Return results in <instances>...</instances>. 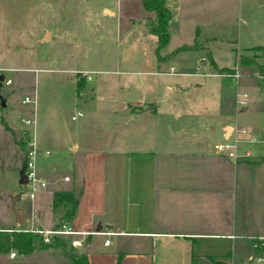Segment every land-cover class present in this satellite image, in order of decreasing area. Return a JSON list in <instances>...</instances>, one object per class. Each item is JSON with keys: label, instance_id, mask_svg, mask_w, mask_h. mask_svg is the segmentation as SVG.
<instances>
[{"label": "crops", "instance_id": "1", "mask_svg": "<svg viewBox=\"0 0 264 264\" xmlns=\"http://www.w3.org/2000/svg\"><path fill=\"white\" fill-rule=\"evenodd\" d=\"M3 3L5 0H0V67L25 72L31 69V60H55L52 47L65 43L71 34L70 12L62 22H54L53 13L52 24L44 21L35 30L17 32L9 26L14 13ZM165 4L172 11L171 34L165 46L175 42L174 53H192V58L184 57L181 65L194 64L202 69V75L198 74L203 78L200 91L176 84L158 92L142 84L143 79L110 75L96 79L90 89L93 95L87 100L81 89L90 76L83 72L80 82L75 77L81 97L75 100L71 114V119H81L70 125H55L62 109L53 113L55 117L49 113L46 146L36 112L33 127L3 119L12 130L30 129L41 150H48L50 144L56 146L54 160L37 163L46 185L35 192L31 210L47 213L44 226L39 228L68 222L79 230L97 231L87 235L79 248L86 252L90 264H192L194 255L227 261V253H251L253 249L264 253V129L258 123L256 104L264 89L257 84L259 77L264 79V64L259 60L264 53L252 50L264 44H252L257 34L250 19L256 7L247 0H165ZM235 13L246 26L243 36L240 29L233 34ZM114 14L102 6L100 11L85 12L84 17H94L92 28L96 35L101 30L102 36V26ZM149 15L154 12L144 9L142 22L148 31L145 19ZM24 34H29L27 45L19 42ZM210 41L235 42L255 55L240 54L235 60L241 85L245 86V79L251 81L245 86L252 93L245 105H239L237 98L234 102L232 95L216 85L219 77L235 78L230 73L236 66H220L212 56ZM200 48L206 50L208 60H202L199 66ZM241 56L245 58L241 60ZM165 57L160 55L158 60ZM242 65H256L257 69L241 71ZM175 70L172 66L169 73L186 77L195 74L185 68ZM7 78L13 82L10 76ZM174 92L177 96L171 97ZM23 99V103L28 102ZM31 99L35 104L36 97ZM3 101L0 106L7 105V99ZM235 138H241V156L233 158L215 148L216 143L233 142ZM62 162L73 171L58 173ZM61 190H73L77 205L69 221L62 219L54 225L51 210L70 203L53 204ZM27 219L26 223L36 228ZM9 230L0 225V234ZM99 236H103L102 242ZM106 238L109 244H104ZM33 252L19 254L16 261L31 263ZM15 257L0 251V264H8V258Z\"/></svg>", "mask_w": 264, "mask_h": 264}, {"label": "rangeland", "instance_id": "2", "mask_svg": "<svg viewBox=\"0 0 264 264\" xmlns=\"http://www.w3.org/2000/svg\"><path fill=\"white\" fill-rule=\"evenodd\" d=\"M141 1L5 0V3H3L10 12L14 13L13 15L11 13L13 21L9 23V26L12 25L10 28L14 31L27 33L28 31L35 30L44 21L52 24L53 13L55 16L54 22H62L64 16L70 12L69 27L71 28V34L65 43L59 46H51L57 55L55 60L49 58L37 61L31 60V62L33 61L29 65L31 69L25 72L15 71L9 67H0V73L4 75V80L0 84V103L2 104L4 98L7 99V105L0 106V225L5 228H19V224L16 222L15 214L11 208V197L17 194L20 195V198L16 201V206L24 209V213L28 218L27 220L32 223V227L36 225L35 227L38 229L44 226L43 223L45 218H47L46 212L31 210L32 199L26 192L27 187L18 183V171L22 167L24 153L27 148L26 141L30 136L31 130L24 129L22 132L12 130L3 119L8 120V118H11L16 124H21L20 117L22 114L25 117H33L36 112V117L38 115V119H41L42 129L40 135L42 141H44V146H46L48 144L47 118L49 113L51 117H55L56 114L53 115V113L57 112L59 108L62 109L61 115L55 119V125L58 122L70 125L77 123L81 119L80 117L77 120H73L71 119V114L74 112L75 100L81 97V93L78 95L77 92L79 88L75 82V77L80 82L84 78L83 72H87L90 76V79H86L84 87L81 89L85 93L84 97L87 100L93 95L90 89L96 79H102L110 75L119 79L124 77H130V79L136 77L137 81L143 79L145 81L142 84L145 86L150 85L152 89L156 88L158 92H164L167 88L174 87L176 84L181 86L184 84L188 85L189 87L184 88L194 92L201 90L199 84L203 78L198 76V74L202 75V69L194 64L185 67L181 65V60L184 57L191 59L192 56L190 55L192 53L189 54L190 52H187V50L174 53L177 46L174 45L175 42H170L159 51L160 55L166 54L165 59L158 60V55L155 52L154 35L145 28L142 22L144 9ZM247 1L251 4L253 3L256 7L255 14L250 19V25L257 34L252 44H264V0ZM102 6H107L115 14L111 16L107 24L102 26L103 34L101 36V30L96 35V29L92 28L94 27V17L88 16L85 18L84 14L85 12L94 13L100 11ZM80 15L82 16L80 17ZM237 17L238 14L235 13L231 22L232 31L233 34H238V30L240 29L243 36L246 26L243 24L242 19L238 21ZM134 32H137L136 36L133 35ZM28 35L24 34L19 42L27 45L29 43L27 41ZM97 36L98 40L96 39ZM208 45L213 58L217 60L220 66L235 67V60L237 55L240 54L248 55V57L255 56L252 55V52L250 54L247 49L241 48L238 44L231 41H210ZM200 50L202 48L197 51ZM252 50L264 52L261 48L255 47ZM171 51L173 53L170 55ZM86 54H88V58ZM200 56L198 59L199 66L202 60L208 58L206 50ZM259 60L264 64V56L260 57ZM172 66L175 67V71L177 72L185 68V70L194 72L195 74L186 77L169 73ZM244 68H248L250 71L251 69H257V66L242 65L241 71ZM8 76L13 79L12 83L7 84L5 82ZM191 80L190 84L189 81ZM216 81V85H220L223 92L229 93L234 97V102H236L237 93L246 92L247 100L249 95H252L250 89L245 87L251 82L249 79H245L243 83L245 86L241 85L239 79L232 78L229 75L227 77H219ZM257 84L264 86V79L259 77ZM25 95L31 98L36 97V103L34 104L33 101L23 103L22 99ZM172 96H177V93H172ZM256 104L259 106L260 115L258 123L264 129V89L260 92ZM7 122L9 123V121ZM62 134L61 131L60 135L62 136ZM55 147L54 144H50L48 146L50 154L46 158L38 155L36 163L41 164L42 162L54 160L56 156ZM57 168L60 174L73 171L69 165H64L63 162ZM58 193L55 194V199H58ZM66 206L70 208V203L60 204L51 210L54 225L63 221V213L66 212ZM57 226L59 224L45 228L50 229ZM95 237L93 235V238ZM99 238L102 242L103 236H99ZM70 246L72 245L70 244ZM10 250L16 251L15 248L0 251L1 253H9ZM16 254L17 256L14 259L8 258V264H12L19 258L20 255L17 251ZM227 257V261H230L231 264H264V260H258V258L264 257V253H259L256 249H253L251 253H227ZM31 264H69V259L62 254L59 248L52 247L35 250L31 256ZM195 264L219 263L207 257H200L196 260Z\"/></svg>", "mask_w": 264, "mask_h": 264}, {"label": "trees", "instance_id": "3", "mask_svg": "<svg viewBox=\"0 0 264 264\" xmlns=\"http://www.w3.org/2000/svg\"><path fill=\"white\" fill-rule=\"evenodd\" d=\"M144 9L154 12V15H149L145 19V24L149 31L155 36V52L160 56V49L164 47L170 38L171 26L170 21L172 18L171 9L165 4V0H142ZM197 41H194L196 44ZM184 45L183 48H186ZM255 48H261L264 50V46L257 45ZM264 53V52H263ZM241 56L240 59H244ZM26 164L25 153L22 166ZM63 201L70 202V208L65 212L64 221H69L74 215L77 205V199L74 196L73 190H61L57 200L53 201L54 205H58ZM9 231L5 234H0V250L6 251L7 249L15 248L19 254H27L37 249H43L47 247L59 248L64 255L69 259V264H90L86 252L83 250L74 249L70 246V239L63 235H52L49 242L44 241V235L40 232L30 229L26 221L19 224V228L9 227ZM219 264H230L224 259H217L213 256H205ZM199 257L193 256L192 264L196 263ZM12 264H31L29 261H15ZM116 264H119L117 261Z\"/></svg>", "mask_w": 264, "mask_h": 264}, {"label": "built area", "instance_id": "4", "mask_svg": "<svg viewBox=\"0 0 264 264\" xmlns=\"http://www.w3.org/2000/svg\"><path fill=\"white\" fill-rule=\"evenodd\" d=\"M1 70V69H0ZM233 77L236 79L239 76L238 68L237 66L234 68V71L232 72ZM5 82L7 84L11 83L10 78H6ZM247 93H237V103L239 105H245L247 103ZM23 101H34V99H31L30 97L26 96ZM77 114H82L81 112H78ZM76 115H73L72 118H75ZM21 122L24 125H29V126H34L35 124V117H22ZM241 132H245L244 128H241ZM254 138V137H252ZM241 138H235L233 142H218L215 144V148L218 151L224 152L225 154L237 158L238 156H241L242 154L238 150V145L239 141ZM27 148L25 150V159H26V164L24 166V173L26 175V178L28 182L25 184L26 185V192L28 196L32 199L35 195V192L40 188L46 185L45 179L42 177V175L38 172L37 169V163L36 159L38 155L41 154H49V150H41L37 147L35 139L33 134L30 133V136L27 138ZM249 152L246 151V154ZM67 179L68 176H65ZM33 231L40 232L44 235V241L49 242L51 240L52 235H63L70 237V244L73 247L80 248L87 235L91 233H96L97 231H89V230H79L74 228L71 224L68 222H63L59 226L55 228H30ZM104 233L110 234V231H105ZM110 240L109 238H106L104 240V244H109ZM16 251L11 250L10 251V257H15ZM252 258V257H251ZM258 260H264L263 258H258Z\"/></svg>", "mask_w": 264, "mask_h": 264}, {"label": "water", "instance_id": "5", "mask_svg": "<svg viewBox=\"0 0 264 264\" xmlns=\"http://www.w3.org/2000/svg\"><path fill=\"white\" fill-rule=\"evenodd\" d=\"M4 79L3 73H0V83H2ZM2 104L4 105L5 102L2 100ZM28 182L26 175L24 173V167L22 166L18 171V183L21 185H25ZM20 198V195H14L11 197V208L15 214V220L18 224L24 222L26 220V215L24 214L23 208L16 206V201Z\"/></svg>", "mask_w": 264, "mask_h": 264}]
</instances>
